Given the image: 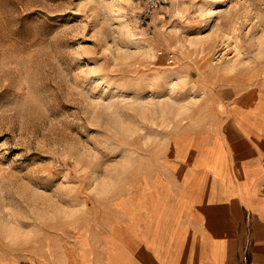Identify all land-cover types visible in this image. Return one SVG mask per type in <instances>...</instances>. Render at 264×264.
<instances>
[{
	"label": "rangeland",
	"instance_id": "rangeland-1",
	"mask_svg": "<svg viewBox=\"0 0 264 264\" xmlns=\"http://www.w3.org/2000/svg\"><path fill=\"white\" fill-rule=\"evenodd\" d=\"M263 81L264 0H0V264H76L178 132Z\"/></svg>",
	"mask_w": 264,
	"mask_h": 264
},
{
	"label": "crops",
	"instance_id": "crops-1",
	"mask_svg": "<svg viewBox=\"0 0 264 264\" xmlns=\"http://www.w3.org/2000/svg\"><path fill=\"white\" fill-rule=\"evenodd\" d=\"M225 97L114 203L107 234L80 238L76 264H264V81Z\"/></svg>",
	"mask_w": 264,
	"mask_h": 264
},
{
	"label": "built area",
	"instance_id": "built-area-1",
	"mask_svg": "<svg viewBox=\"0 0 264 264\" xmlns=\"http://www.w3.org/2000/svg\"><path fill=\"white\" fill-rule=\"evenodd\" d=\"M171 56H172V54H171V53H169V54H168V57H171Z\"/></svg>",
	"mask_w": 264,
	"mask_h": 264
}]
</instances>
